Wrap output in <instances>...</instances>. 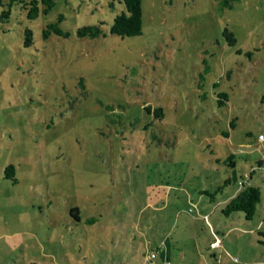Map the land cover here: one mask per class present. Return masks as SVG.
Wrapping results in <instances>:
<instances>
[{
    "label": "rangeland",
    "instance_id": "1",
    "mask_svg": "<svg viewBox=\"0 0 264 264\" xmlns=\"http://www.w3.org/2000/svg\"><path fill=\"white\" fill-rule=\"evenodd\" d=\"M38 6L0 0V264H144L160 223L190 249L187 194L250 173L264 197V0H141L132 36L109 30L120 0Z\"/></svg>",
    "mask_w": 264,
    "mask_h": 264
},
{
    "label": "crops",
    "instance_id": "2",
    "mask_svg": "<svg viewBox=\"0 0 264 264\" xmlns=\"http://www.w3.org/2000/svg\"><path fill=\"white\" fill-rule=\"evenodd\" d=\"M236 180L250 182L258 186L251 179L250 173L246 178L242 179L241 176ZM238 182L222 198L215 199L213 202L205 201L200 206L197 203H200L198 199L201 200L202 197L199 196L194 202L190 193L186 195V208L176 211L174 227L185 223L184 226L195 228L191 238L193 242L188 252L181 247L177 252L171 250V244H175L179 238L172 241L173 230L169 231V227H163L160 223L154 228H149L153 234L148 236L144 233V244L152 243L148 248L157 249V254L159 253L160 256L157 258L156 255V262L169 260V264H264V197L260 196V201L256 204L250 219L244 218L240 211L227 216L220 212L227 199L240 189L241 185ZM161 207L160 210H162ZM214 235L220 236V243L211 246L210 242ZM227 235H231L235 239L233 247L230 240L226 238ZM147 250V248L144 250V257Z\"/></svg>",
    "mask_w": 264,
    "mask_h": 264
},
{
    "label": "trees",
    "instance_id": "3",
    "mask_svg": "<svg viewBox=\"0 0 264 264\" xmlns=\"http://www.w3.org/2000/svg\"><path fill=\"white\" fill-rule=\"evenodd\" d=\"M45 3L44 11H46L52 4V0H40ZM123 4L124 9L117 13L110 24V32L116 33L121 36H132L139 34L142 26V16H141V0H120ZM20 2L23 8H26V14L29 18H34L39 11L38 0H9V3ZM9 10L4 11V15H8ZM60 17H58L57 21L49 22L46 24V27L43 29V34L47 35L48 32L54 31L56 33L66 34L58 24ZM77 33L79 35H89L96 36L101 33V27L98 24H87L77 28ZM24 43L29 44L31 40V30L29 28H25L24 30ZM227 36L231 34L229 32L226 33ZM220 96L225 97L224 92H219ZM158 114L157 112H155ZM233 154L230 153L228 158H230ZM234 163L233 160H229V165ZM5 171H14V167L12 164H8L5 166ZM9 174L6 173L5 176ZM16 180V179H15ZM227 181V179H225ZM246 181H239V185H241L240 189L230 198L227 199L223 207L220 209V212L227 216L231 215L234 212H242L243 217L246 219H250L254 213V209L256 204L260 201V193L257 185L253 183H245ZM220 188V186H219ZM212 196V195H211ZM214 196V195H213ZM212 198V197H211ZM210 200V199H209ZM77 206H71L69 208L70 218L74 221L79 220ZM94 219L92 217H88L87 221L92 222ZM264 245V242H263ZM29 264H45L42 262H38L35 260L30 261Z\"/></svg>",
    "mask_w": 264,
    "mask_h": 264
},
{
    "label": "built area",
    "instance_id": "4",
    "mask_svg": "<svg viewBox=\"0 0 264 264\" xmlns=\"http://www.w3.org/2000/svg\"><path fill=\"white\" fill-rule=\"evenodd\" d=\"M261 137V135H259ZM220 243V236L214 235L213 240L210 242L211 246H216ZM157 249H149L144 257V264H169V260H163L159 263L156 262Z\"/></svg>",
    "mask_w": 264,
    "mask_h": 264
}]
</instances>
